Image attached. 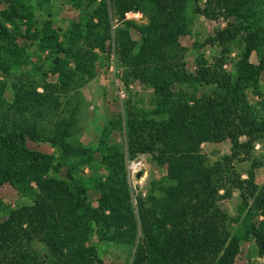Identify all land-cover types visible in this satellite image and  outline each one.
<instances>
[{"label":"trees","instance_id":"1","mask_svg":"<svg viewBox=\"0 0 264 264\" xmlns=\"http://www.w3.org/2000/svg\"><path fill=\"white\" fill-rule=\"evenodd\" d=\"M65 2L63 25L54 0H0V264H106L98 243L131 264H236L252 242L264 258V0ZM190 2L226 23L194 42L191 68ZM112 55L125 87L153 98L127 101L86 147L82 89ZM209 143L230 154L211 162ZM141 155L165 174L134 201L128 162ZM235 193L231 215L221 202Z\"/></svg>","mask_w":264,"mask_h":264},{"label":"rangeland","instance_id":"2","mask_svg":"<svg viewBox=\"0 0 264 264\" xmlns=\"http://www.w3.org/2000/svg\"><path fill=\"white\" fill-rule=\"evenodd\" d=\"M54 14L58 17L63 25L75 15L70 12L65 0H54ZM187 18L191 21L192 36L182 40L183 46L189 49L187 54V62L190 68L194 65L196 52L193 44L196 40L203 41L208 35L225 27L224 20L212 21L203 16H195L193 12L192 2L188 4ZM127 20L132 21L135 25L146 23L141 13H129ZM207 56H212L213 51L209 47L204 50ZM122 71L116 66L115 57L112 55L108 67L99 70V75L82 89L83 98V115L81 134L76 138V142L86 147H94L101 133L105 121L111 116L124 112V104L131 100L133 103L148 106L153 98V92L140 82L130 85L127 89L123 83ZM121 140V137H117ZM33 149L44 153H51L52 149L43 145H31ZM230 144H205L202 151L206 154L211 162L217 161L223 156L230 154ZM258 151H262L257 147ZM134 163L135 167L130 169V165ZM248 165H242L243 171L248 169ZM165 174V170L160 168L152 158L148 155H141L133 161L128 162V175L130 187L132 190L134 201L140 192H145L151 186L153 181L160 180ZM246 178V175H244ZM264 182V169L257 171V183L262 185ZM3 196L7 201L17 204L19 195L12 189H5ZM96 196H93L95 199ZM22 202V201H21ZM240 204L239 194L235 193L231 200L221 202V206L231 215H237V206ZM96 243V242H95ZM98 243V242H97ZM99 251L106 264H131L132 257L129 249L118 248L114 245L98 243ZM263 264L264 258L258 256L255 244L252 242L243 245L242 252L236 260V264Z\"/></svg>","mask_w":264,"mask_h":264},{"label":"built area","instance_id":"3","mask_svg":"<svg viewBox=\"0 0 264 264\" xmlns=\"http://www.w3.org/2000/svg\"><path fill=\"white\" fill-rule=\"evenodd\" d=\"M133 167H135L134 163H132L129 168L132 169Z\"/></svg>","mask_w":264,"mask_h":264}]
</instances>
